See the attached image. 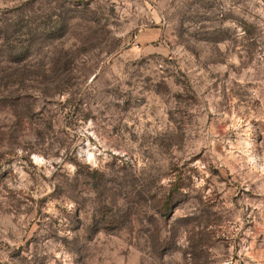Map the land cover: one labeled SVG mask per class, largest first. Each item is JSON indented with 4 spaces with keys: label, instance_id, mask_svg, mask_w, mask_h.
Segmentation results:
<instances>
[{
    "label": "rangeland",
    "instance_id": "rangeland-1",
    "mask_svg": "<svg viewBox=\"0 0 264 264\" xmlns=\"http://www.w3.org/2000/svg\"><path fill=\"white\" fill-rule=\"evenodd\" d=\"M0 264H264V0H0Z\"/></svg>",
    "mask_w": 264,
    "mask_h": 264
}]
</instances>
